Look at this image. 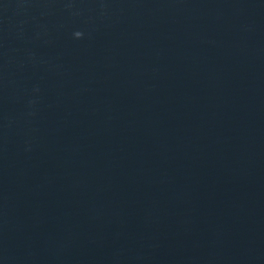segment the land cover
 <instances>
[{
	"label": "water",
	"instance_id": "obj_1",
	"mask_svg": "<svg viewBox=\"0 0 264 264\" xmlns=\"http://www.w3.org/2000/svg\"><path fill=\"white\" fill-rule=\"evenodd\" d=\"M0 264H264V0H0Z\"/></svg>",
	"mask_w": 264,
	"mask_h": 264
}]
</instances>
